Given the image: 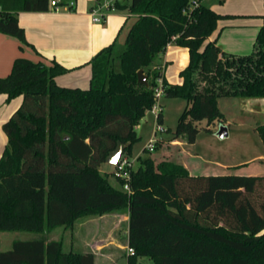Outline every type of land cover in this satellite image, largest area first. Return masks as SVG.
I'll return each instance as SVG.
<instances>
[{"label":"trees","instance_id":"obj_1","mask_svg":"<svg viewBox=\"0 0 264 264\" xmlns=\"http://www.w3.org/2000/svg\"><path fill=\"white\" fill-rule=\"evenodd\" d=\"M201 1L132 0L130 11L138 17L125 47L116 54L111 44L92 58L88 89L58 85L55 77L69 68L57 61H14L0 78V93L9 100L23 96L3 125L8 144L0 158V232L41 233L81 216L128 209L135 249L129 264L140 257L151 264H264V175H190L181 164L138 157L139 167L130 169L128 180L117 176V185L99 168L119 144L122 157L132 156L140 140L136 128L155 106L163 78L160 67H151L171 43L190 55L182 84L162 79L164 97L190 101L174 138L193 144L201 121L208 131L223 123L221 97H264V23L252 53H227L217 40L205 44L225 15ZM48 5L0 0V32L29 44L18 12ZM140 69L148 85L139 83ZM157 122L164 123L162 110ZM257 131L264 143V124ZM0 264H95V255L65 251L62 240L35 238L0 249Z\"/></svg>","mask_w":264,"mask_h":264},{"label":"crops","instance_id":"obj_2","mask_svg":"<svg viewBox=\"0 0 264 264\" xmlns=\"http://www.w3.org/2000/svg\"><path fill=\"white\" fill-rule=\"evenodd\" d=\"M52 1L58 2V9L52 5ZM71 1H75L73 8L69 7ZM131 2L132 0H49L47 10L19 11V23L25 29L29 44L21 42L17 37L0 32V78L7 77L11 73L17 58L25 57L36 62L42 61L47 65H52L54 61H57L69 68L68 72L55 77L56 83L60 86L90 88L93 75L90 63L92 58L111 44H114L116 48L122 35L127 36L129 28L138 17V14L130 11ZM201 3L225 15L224 18L218 20L216 30L205 44L217 40L218 45L227 53L247 55L253 52L257 35L264 23V0H202ZM97 17H101V20H95ZM189 59L188 48L171 43L165 52L157 57L151 68L160 67L164 79L173 84H182L183 78L180 72L189 64ZM163 78H159L158 81ZM22 100L23 96L9 100L7 94L0 93V158L8 144V136L3 125L20 107ZM167 100H175L179 103L180 117L190 105L187 99L163 96L150 110L155 116V123L148 143L155 137L157 141H160L161 147L170 148L171 145L181 147L190 144L183 137L174 138L172 133H164L166 131L164 123L162 124L163 131L155 133L158 113L160 110L164 112ZM219 107L225 115V121L219 123L218 129L223 125L228 130V135L221 140H232L228 145H223L220 156H206L207 158L204 159L194 152L193 155L190 153L183 156L184 151L178 149L174 154L175 161L168 158L166 153L151 157L156 163L172 161L181 164L190 175L263 176L264 143L257 127L264 124V97H221ZM164 121H166L165 115ZM141 125L143 124L140 122L136 128L137 132ZM214 127L211 128L212 133L215 131ZM158 134H160L159 138ZM196 143L197 140L193 146ZM140 154L138 156L132 154L129 158L132 164L139 163L138 157H146L145 154ZM192 156L193 171L190 169ZM196 159H201L206 164L203 170H200V163ZM103 164L107 166L104 171L113 172L115 170V165L107 161ZM116 216H119L117 221H114L109 228L124 225L126 243L129 246L130 213H121ZM98 234L89 233L90 239H84L87 240L86 248L89 250L79 253H93L95 264L114 263L115 259L111 254L114 251L111 248L107 249L110 252H106L105 248L114 245L113 250L118 248L115 249L117 253L126 246L116 241L106 243L105 240L96 238ZM40 238L46 241L54 240ZM14 241L16 240H12V246Z\"/></svg>","mask_w":264,"mask_h":264},{"label":"rangeland","instance_id":"obj_3","mask_svg":"<svg viewBox=\"0 0 264 264\" xmlns=\"http://www.w3.org/2000/svg\"><path fill=\"white\" fill-rule=\"evenodd\" d=\"M125 39L126 36L121 37L118 46L116 47V54L120 53L124 47H125ZM115 65L117 66L119 64V60L117 59L115 62ZM153 70V68H152ZM164 105V115L166 116V121H164V127L166 131L164 133H171L175 130L179 118H180V110H179V103L175 100H167ZM154 119L155 116L152 111H147L146 115L141 120V125L138 129V133L141 136L140 140L136 142L132 149L133 155H139L145 154L146 157H158L160 154L167 155L168 158L175 161L176 156L174 155L178 149H182L184 153L183 156H187L188 154H199L204 159H206L208 156H220L222 153L221 148L228 143H230L231 139L221 140L222 138L218 137V128L219 123L216 122L215 124H212L210 128H213L214 126V132L206 130L207 121L203 120L199 123L200 132L197 136V143L195 146L193 144H185L184 146H170L168 147H161V145H156V148L154 151L149 152L145 147L148 143V140L151 136V133L153 132L154 128ZM159 135L157 137L159 138ZM217 135V136H216ZM188 143V142H187ZM188 150V151H187ZM140 154V155H141ZM152 156V157H151ZM207 156V157H206ZM209 157V158H210ZM153 159V158H152ZM188 159V158H187ZM154 160V159H153ZM189 160V159H188ZM193 156L191 159V165L190 169L193 171ZM200 163V170H203L205 168V163L202 162L201 159H196ZM155 162V160H154ZM155 164H158L155 162ZM133 166L129 169H136L139 167L138 162H134L132 164ZM212 167L211 165H209ZM106 165L103 164L101 166V173L107 175L108 179L114 183L119 185V181L117 179V175H114V171H104L106 169ZM186 186H188V183H186ZM188 188V187H187ZM130 213L128 209H122L117 210L113 212H109L103 215H85L78 218L74 223L68 226H58L54 228L51 232H45V233H38V232H31V231H5L0 232V249L1 250H9L12 248V240H31L35 237H45L47 239H54V240H62L64 244V250L65 251H78V252H85L88 251L86 247V241L84 239H90L88 237V234L91 232H95L98 234L96 236L97 239H103L106 241V243L110 242H120L126 248L123 250H118L117 253L114 248V245H110L109 247H106L105 249H111L113 254V257L115 259L114 263L112 264H126L129 263V254H128V244L126 243V233L124 229V225H120L118 228H109L110 225H113L114 221H117L116 215H120L121 213ZM117 213V214H116ZM125 221V220H124ZM105 242H103L104 244ZM86 248V249H85ZM106 252H110L107 250ZM105 260V259H102ZM139 262H142L144 264H151L152 261L148 257H140L138 258ZM138 262V263H139Z\"/></svg>","mask_w":264,"mask_h":264},{"label":"built area","instance_id":"obj_4","mask_svg":"<svg viewBox=\"0 0 264 264\" xmlns=\"http://www.w3.org/2000/svg\"><path fill=\"white\" fill-rule=\"evenodd\" d=\"M52 5L56 6V8L58 9V2L57 1H52ZM75 5V1H71L69 3V7L73 8ZM95 20L100 21L101 17H97L95 18ZM159 85L156 87L155 89V95H156V104H158V102L160 101V99L164 96V86H163V81L159 80L158 81ZM159 131H163V127L162 125L158 124L155 133L159 132ZM156 143L157 140L155 139V137L153 139H150L149 143L146 146V149L149 152H152L155 150L156 148ZM132 162L130 161V159L128 157L125 156H121L118 163L115 165V174L119 177L125 178V179H129L130 178V167H132ZM125 189L130 191V186L128 183L125 184ZM135 253V249L131 246H128V254L129 255H133Z\"/></svg>","mask_w":264,"mask_h":264},{"label":"water","instance_id":"obj_5","mask_svg":"<svg viewBox=\"0 0 264 264\" xmlns=\"http://www.w3.org/2000/svg\"><path fill=\"white\" fill-rule=\"evenodd\" d=\"M138 81L140 84H143V85L149 84L147 74L144 72L143 69H140L138 71ZM217 134L220 138L226 137L228 135L227 127L221 125ZM123 148H124V145L119 144L117 149L110 153V155L108 156L106 161L112 165H116L118 163L120 157L122 156ZM138 264H144V263L139 262Z\"/></svg>","mask_w":264,"mask_h":264}]
</instances>
